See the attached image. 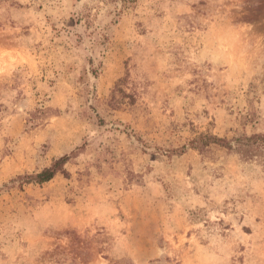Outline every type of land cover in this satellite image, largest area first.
<instances>
[{"label": "rangeland", "instance_id": "obj_1", "mask_svg": "<svg viewBox=\"0 0 264 264\" xmlns=\"http://www.w3.org/2000/svg\"><path fill=\"white\" fill-rule=\"evenodd\" d=\"M252 133L264 0H0V264H264Z\"/></svg>", "mask_w": 264, "mask_h": 264}, {"label": "trees", "instance_id": "obj_2", "mask_svg": "<svg viewBox=\"0 0 264 264\" xmlns=\"http://www.w3.org/2000/svg\"><path fill=\"white\" fill-rule=\"evenodd\" d=\"M219 145L227 150L236 152L244 160L253 158H264V133H252L250 135H241L237 138L226 139L212 134H199L189 141L191 148L197 149L202 152L205 151L210 145ZM184 147V146H183ZM67 155H62L53 160V163L44 167L38 172L32 174H25L19 176L25 182L30 183H43L50 180L57 173H64V164L67 160ZM151 264H158L151 263Z\"/></svg>", "mask_w": 264, "mask_h": 264}]
</instances>
